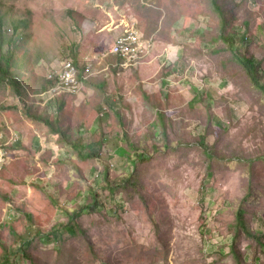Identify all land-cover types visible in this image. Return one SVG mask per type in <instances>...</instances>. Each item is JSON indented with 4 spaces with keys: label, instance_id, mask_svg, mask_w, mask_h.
<instances>
[{
    "label": "rangeland",
    "instance_id": "obj_1",
    "mask_svg": "<svg viewBox=\"0 0 264 264\" xmlns=\"http://www.w3.org/2000/svg\"><path fill=\"white\" fill-rule=\"evenodd\" d=\"M217 2L264 82V0ZM0 16L4 39L24 21L28 35L3 45L26 96L0 84V264H264V247L233 235L249 191L244 219L264 242V95L216 38L209 0H0ZM124 28L151 38L132 66L108 53ZM66 60L90 64L94 88L58 110L36 92ZM26 104L95 157L78 158ZM90 194L94 209L65 228Z\"/></svg>",
    "mask_w": 264,
    "mask_h": 264
},
{
    "label": "trees",
    "instance_id": "obj_2",
    "mask_svg": "<svg viewBox=\"0 0 264 264\" xmlns=\"http://www.w3.org/2000/svg\"><path fill=\"white\" fill-rule=\"evenodd\" d=\"M209 3L211 5V7L215 10V12H217L220 16H221V31L220 33L216 36V38L222 39V41L225 43L226 48L229 50L232 58L243 68L244 73L246 74V76L248 77L250 83L253 85L254 89H256L257 91H259L261 94L264 95V82H261L260 79V62L259 60H256L255 58H253L252 55L248 54V55H244L242 54V52L237 48V40L235 39V34L228 32L225 33L224 31V27L226 24V19H225V15L223 13L222 7L218 4L217 0H209ZM2 24H3V20H2V16H0V84H4L8 85L10 87V89L13 91V93L20 99L23 98V96H26L25 93V86H23L22 80L18 79L17 77L18 74L16 72H12V65H14V60H11V54L10 51L8 49H3V45L4 43H8L9 47H13L15 45L12 36H14L15 33H18L16 36V40L17 42H21L23 41V39L25 40L28 35L23 32V30L21 29V26L26 27V22H20L17 24H12L11 25V35L9 37H3V29H2ZM8 38V39H6ZM245 38V33L244 31L241 32L238 41H242ZM28 39V38H27ZM223 50V48H221ZM218 51V50H217ZM74 57V56H72ZM73 64L76 66L77 70H78V75H77V80L79 81L80 84H82L83 82H86L87 79H82L81 78V67L77 64L74 63ZM56 81L55 80H45L44 86L42 87V89L39 92L36 93H41V92H46L48 91L51 87H53L55 85ZM42 94V93H41ZM59 96H54V101L59 102L58 104V110L61 109V107L63 106V103L61 102V97L65 96V95H73V94H58ZM63 95V96H62ZM60 98V99H59ZM51 100V99H50ZM25 115L27 116V118L31 119L32 121L35 122H42L45 125H47L50 133L52 134H58L59 138H63L64 142L66 145H68L70 148H72L77 157L80 159H90L95 157L96 153L92 152V151H80L78 149V145L75 142L72 141H68L67 136L64 135L63 131L60 130V126L58 125L56 119L50 118L49 115H45L42 116L41 114H37L31 110H29L28 105H25ZM0 108H2V106L0 105ZM4 108V107H3ZM160 118H162L163 114L159 113L158 114ZM61 136V137H60ZM201 145H203L204 151L207 154V156H210L211 158H213V153L209 150H207L208 148L201 143ZM136 156L138 157L137 160L141 161V160H147L148 157H146L145 153H138L136 154ZM134 160H131V165L133 167L134 165ZM106 172L103 173V178H106L105 175ZM132 174L127 176L126 178V182H129L130 178H131ZM106 187H110L111 190L113 191L115 188H117V184L115 185H111L110 183H106ZM121 187V185L119 186ZM249 195V191L246 192L245 196L242 198V200L240 201L236 211H235V219H234V225H235V232H234V239L237 238V235L240 234L241 232L248 238L252 239L255 244L258 247H264V242H262L260 240V238L258 236H256L255 233L251 232L249 230V228L246 225L245 219H244V213H245V208L243 207V200L247 198V196ZM97 201L94 197L93 194H90V201H88L87 203H83V204H79L75 209H72L69 211L68 217H67V224H64L65 228H69L70 230L77 228V224L75 222V219L77 218V216L84 210L86 209L87 211H92L94 209V207L96 206ZM63 226V225H61ZM48 235V234H47ZM51 235L57 240L60 236L58 234V232L54 231L53 233H51ZM230 250L232 251V254L234 255L236 250L235 248L232 246L230 247ZM236 255V254H235Z\"/></svg>",
    "mask_w": 264,
    "mask_h": 264
},
{
    "label": "built area",
    "instance_id": "obj_3",
    "mask_svg": "<svg viewBox=\"0 0 264 264\" xmlns=\"http://www.w3.org/2000/svg\"><path fill=\"white\" fill-rule=\"evenodd\" d=\"M151 47V38L143 37L135 29L124 30L110 43L108 53L118 57L125 66H132L148 54ZM90 64H83L81 67V78L87 79L91 74ZM78 70L71 61H64L56 68H52L48 73V80H55L56 83L47 92L58 94H76L79 92L81 84L77 80ZM3 153L0 151V165L3 160Z\"/></svg>",
    "mask_w": 264,
    "mask_h": 264
},
{
    "label": "crops",
    "instance_id": "obj_4",
    "mask_svg": "<svg viewBox=\"0 0 264 264\" xmlns=\"http://www.w3.org/2000/svg\"><path fill=\"white\" fill-rule=\"evenodd\" d=\"M88 80V79H87ZM84 84H85V86H87V87H84ZM97 84H100V83H97ZM95 86H96V84H95ZM99 87V86H98ZM93 89L94 88V86L93 85H90V81H86V82H83L82 84H81V87H80V89H82V91H80L79 92V94L82 96V97H85V99L87 98V93H89L90 92V89ZM86 90V91H85ZM83 93V94H82Z\"/></svg>",
    "mask_w": 264,
    "mask_h": 264
}]
</instances>
